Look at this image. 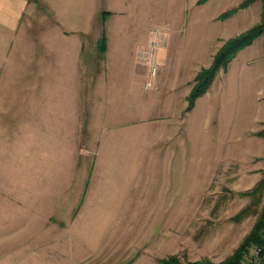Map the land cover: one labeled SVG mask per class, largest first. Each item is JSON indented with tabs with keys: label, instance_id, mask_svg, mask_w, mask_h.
<instances>
[{
	"label": "rangeland",
	"instance_id": "374dc122",
	"mask_svg": "<svg viewBox=\"0 0 264 264\" xmlns=\"http://www.w3.org/2000/svg\"><path fill=\"white\" fill-rule=\"evenodd\" d=\"M243 1L123 0L90 26L0 33V264H229L264 169L245 191L215 184V80L186 107L196 73L261 20ZM72 50L62 89L51 61Z\"/></svg>",
	"mask_w": 264,
	"mask_h": 264
},
{
	"label": "crops",
	"instance_id": "0c3cea01",
	"mask_svg": "<svg viewBox=\"0 0 264 264\" xmlns=\"http://www.w3.org/2000/svg\"><path fill=\"white\" fill-rule=\"evenodd\" d=\"M119 1L123 0H0V33H11L13 26L25 24L90 26L96 10L115 7ZM14 31L15 28L12 34ZM55 36L65 39L58 33ZM51 63L58 67L56 73L61 66L67 69L69 83L65 85L61 79L59 87H74L76 51L72 50L65 65L58 57ZM126 91L125 85L124 97L138 99L139 82L131 86L127 96ZM55 95L60 98L61 93ZM109 95L113 96L112 92ZM263 95L264 38L260 37L238 52L226 71L221 70L215 79V184L224 185L228 192L250 189L264 169V137L260 135L264 128ZM132 99L129 103H133Z\"/></svg>",
	"mask_w": 264,
	"mask_h": 264
},
{
	"label": "trees",
	"instance_id": "16d2710c",
	"mask_svg": "<svg viewBox=\"0 0 264 264\" xmlns=\"http://www.w3.org/2000/svg\"><path fill=\"white\" fill-rule=\"evenodd\" d=\"M257 0H244L241 3V7L248 6L249 4ZM262 2V13L261 20L246 29L242 33L229 38L225 41L220 48L215 52L211 63L200 69L193 78L192 87L187 97V107L186 110H190L196 101L197 98L206 93L213 81L216 79L218 73L223 70L226 71L230 62L235 58L238 52L250 46L256 39L263 37L264 38V0ZM101 52L105 51V40L102 36V46L100 49ZM264 97V95H263ZM264 134V131L261 132ZM260 190L264 189V180L259 182ZM264 230V204L258 219L256 220L250 233L244 238L239 247L235 252L228 258L226 262L229 264H239L242 256L246 253L245 249L249 243H260L261 234ZM161 264H180L176 258H167L160 262Z\"/></svg>",
	"mask_w": 264,
	"mask_h": 264
},
{
	"label": "built area",
	"instance_id": "2783aa9c",
	"mask_svg": "<svg viewBox=\"0 0 264 264\" xmlns=\"http://www.w3.org/2000/svg\"><path fill=\"white\" fill-rule=\"evenodd\" d=\"M242 264H264V230L261 234V242L251 244L246 249Z\"/></svg>",
	"mask_w": 264,
	"mask_h": 264
}]
</instances>
